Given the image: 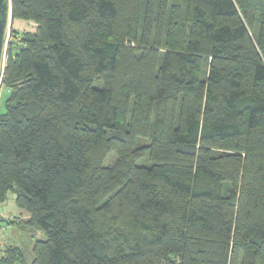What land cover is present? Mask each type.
<instances>
[{
  "label": "trees",
  "instance_id": "16d2710c",
  "mask_svg": "<svg viewBox=\"0 0 264 264\" xmlns=\"http://www.w3.org/2000/svg\"><path fill=\"white\" fill-rule=\"evenodd\" d=\"M12 8L36 26L8 43L0 203L44 231L31 264H264V0Z\"/></svg>",
  "mask_w": 264,
  "mask_h": 264
},
{
  "label": "rangeland",
  "instance_id": "374dc122",
  "mask_svg": "<svg viewBox=\"0 0 264 264\" xmlns=\"http://www.w3.org/2000/svg\"><path fill=\"white\" fill-rule=\"evenodd\" d=\"M35 24L28 23L23 20H16L12 22L8 43L11 39L12 29L19 34L25 32H34ZM258 25L255 31L258 34ZM8 48V46H7ZM100 86V84H97ZM9 89L3 85L0 87V113L4 111L5 101L8 96ZM148 142V141H147ZM146 142V143H147ZM145 143L144 139H139L138 146ZM116 161L114 153L107 156L105 165H113ZM138 165H151L150 154L147 150L145 156L138 161ZM16 192L8 193L7 199L4 203H0V253L8 246L19 247L23 251L26 264H31L33 260V247L36 241L45 240L46 235L42 228L37 224H30V219L23 218L27 211L19 208L16 205ZM23 218V219H22ZM12 222H15L14 224Z\"/></svg>",
  "mask_w": 264,
  "mask_h": 264
},
{
  "label": "water",
  "instance_id": "95a60500",
  "mask_svg": "<svg viewBox=\"0 0 264 264\" xmlns=\"http://www.w3.org/2000/svg\"><path fill=\"white\" fill-rule=\"evenodd\" d=\"M13 22L12 0H0V87L5 72L10 29Z\"/></svg>",
  "mask_w": 264,
  "mask_h": 264
},
{
  "label": "crops",
  "instance_id": "0c3cea01",
  "mask_svg": "<svg viewBox=\"0 0 264 264\" xmlns=\"http://www.w3.org/2000/svg\"><path fill=\"white\" fill-rule=\"evenodd\" d=\"M23 218L31 219V216H30V214L27 212L26 215H23ZM23 218H22V219H23Z\"/></svg>",
  "mask_w": 264,
  "mask_h": 264
}]
</instances>
